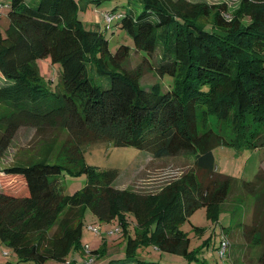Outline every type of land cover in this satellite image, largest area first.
<instances>
[{
  "label": "trees",
  "instance_id": "obj_1",
  "mask_svg": "<svg viewBox=\"0 0 264 264\" xmlns=\"http://www.w3.org/2000/svg\"><path fill=\"white\" fill-rule=\"evenodd\" d=\"M105 1H0L10 21L5 36L0 33V129L66 132L57 153L49 148L41 160L0 170V245L19 264L65 263L70 252H84L89 209L99 222L117 220L126 241L125 257L108 264H155L136 256L148 246L187 258L190 239L180 225L199 208L218 222L225 203L242 192L253 200L243 247L257 250V263L264 264V170L238 183L217 172L213 156L220 146L264 149V0H235L231 12L226 4L136 0L138 8L132 0H114L101 12L115 17L104 29L83 26L78 10ZM113 26L132 46L110 51L106 33ZM122 49L135 51L159 81L142 85L116 61ZM47 55L59 69L54 84L41 79L36 64ZM212 118L226 131H214ZM95 142L154 158L189 150L193 162L158 194L118 190L116 169L83 164L84 146ZM67 172L86 176L72 196L64 194ZM126 215L134 218L133 233ZM231 232L221 226L220 239L228 241ZM230 247L228 241V253Z\"/></svg>",
  "mask_w": 264,
  "mask_h": 264
},
{
  "label": "rangeland",
  "instance_id": "obj_2",
  "mask_svg": "<svg viewBox=\"0 0 264 264\" xmlns=\"http://www.w3.org/2000/svg\"><path fill=\"white\" fill-rule=\"evenodd\" d=\"M125 1L123 0V2ZM186 1L205 3L209 6L226 4L229 7V12L235 10L238 4V1L235 0ZM114 2V0H107L98 7L87 6L78 10V18L82 25L85 27L87 24L100 25L104 29L105 14L101 12L110 10ZM132 2L134 5L131 4V6L140 8L138 1L132 0ZM9 22L6 10L1 9L0 33L3 36L6 34ZM106 36L109 39V49L114 53L120 46H132L131 40L118 27L113 26L112 30L107 27ZM116 61L135 74L144 86H150L159 81L155 71L150 68L148 63L141 62L140 56L135 51L120 50ZM36 64L41 79L47 84H54L59 69L58 65L52 62L51 56L47 55L38 59ZM210 122L214 131L219 133L226 131L223 123L219 124L213 118ZM204 130L202 129V131ZM65 138L66 132L60 127L42 129L22 127L14 131L0 129V170L15 164L41 160L45 157L46 152H49V148L57 153ZM192 154L189 150H182L166 157L154 158L146 151L134 147L118 148L112 143L95 142L84 146L83 164L95 166L101 170L116 169L118 177L113 186L118 190H129L140 194H158L164 187L179 181L190 172L193 162ZM213 156L217 172L232 177L238 183L252 181L259 169L264 170V149L239 150L231 145L220 146L213 150ZM62 182L64 194L72 196L84 188L86 176L84 173L73 175L67 172L62 177ZM225 208L227 209L220 212L218 222L208 221L205 209L199 208L188 221L180 225V230L190 239V255L187 258L167 251H160L153 246L138 248L136 256L155 264H259L257 263V250L243 247L248 242L242 235V226L249 222L253 200L242 195V192H237L225 203ZM133 219L131 215L125 216L130 233H133ZM83 222L81 244L84 252H70L65 263L48 259L44 264H108L125 257L126 241L122 237L117 220L99 222L91 211L86 209ZM221 226L233 231L226 235L231 247L230 253H228V248L224 257H219L217 250ZM193 227L203 229V231L196 232ZM100 248L102 251L96 255L95 251ZM0 264H19L18 258L11 248L0 245Z\"/></svg>",
  "mask_w": 264,
  "mask_h": 264
},
{
  "label": "built area",
  "instance_id": "obj_3",
  "mask_svg": "<svg viewBox=\"0 0 264 264\" xmlns=\"http://www.w3.org/2000/svg\"><path fill=\"white\" fill-rule=\"evenodd\" d=\"M114 18H115L114 15H110V14L104 15V21L106 23H111L114 20ZM227 249H228V241L223 237L220 239V247L218 249L219 257H224Z\"/></svg>",
  "mask_w": 264,
  "mask_h": 264
}]
</instances>
